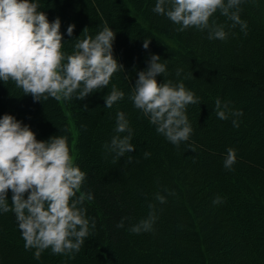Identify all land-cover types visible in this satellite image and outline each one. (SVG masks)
<instances>
[{
    "label": "trees",
    "instance_id": "trees-1",
    "mask_svg": "<svg viewBox=\"0 0 264 264\" xmlns=\"http://www.w3.org/2000/svg\"><path fill=\"white\" fill-rule=\"evenodd\" d=\"M32 2L49 22L60 19L65 54L74 51L77 39L110 27L113 57L123 68L83 100L74 95L34 102L14 82L0 81V117L12 115L38 141L66 137L74 164L86 174L80 191L94 197L81 205L89 235L80 251L54 255L47 249L39 260L35 249L25 250L15 214L0 212V264H264V0L240 5L247 35L219 12L210 18V24L224 25L225 40H209L207 30L178 32L179 25L153 12L156 0ZM152 55L166 67L157 83H183L199 99L186 106L193 131L178 146L158 134L129 99ZM113 85L125 95L107 108L104 97ZM217 98L228 104L227 120L216 116ZM235 110L243 115H231ZM117 112L128 120L134 145L119 158L105 147L117 135ZM228 148L236 153L231 170L224 167ZM157 193L166 203L155 199ZM11 196L9 191V206ZM217 196L223 202L214 205ZM150 212L156 216L152 230L132 233ZM122 218L124 227L118 228Z\"/></svg>",
    "mask_w": 264,
    "mask_h": 264
},
{
    "label": "clouds",
    "instance_id": "clouds-1",
    "mask_svg": "<svg viewBox=\"0 0 264 264\" xmlns=\"http://www.w3.org/2000/svg\"><path fill=\"white\" fill-rule=\"evenodd\" d=\"M243 0H156L153 12L166 16L176 29L207 30L208 39L225 40L224 25L210 18L217 12L231 21V27L240 26L247 32V22L240 18ZM59 18L49 22L38 4L30 0H0V81H12L31 95L34 102L53 98L70 100L75 95L83 100L89 94L109 85L111 77L120 69L113 57L115 33L105 26L94 38L77 39L74 51L65 54ZM74 25H69L67 35L72 36ZM87 27L83 30L86 32ZM149 40L143 41L147 49ZM158 55H152L146 70L138 72V79L129 99L156 126V132L173 145L189 140L192 127L186 116V106L199 103L194 93L183 83H157L156 76L166 71ZM180 70H177V75ZM124 92L115 85L104 97L105 107L124 98ZM87 110V106L85 105ZM228 104L215 101L216 116L228 119ZM231 115L239 117L242 110ZM233 127H239L237 120ZM109 145L105 147L119 158L134 150L130 143L132 129L123 112L116 114V126ZM120 133L127 135L120 136ZM195 151V149H191ZM147 158L150 153L145 152ZM131 162V157H129ZM236 153L227 149L224 167L231 170ZM86 174L74 164L67 138L53 136L48 141H38L29 126L22 125L12 115L0 117V212H12L24 241L25 250L35 249L34 259L50 249L54 255H70L79 252L89 235V220L81 207L91 201V193L81 192ZM11 191V206L6 199ZM79 193V195H77ZM25 194L27 198L25 199ZM155 199L163 204L166 198L159 193ZM221 197L213 199L214 205L222 203ZM150 209L154 205L149 204ZM156 220L154 212L130 228L134 234L152 230ZM95 228V221H92ZM124 227L123 218L117 223ZM71 258V256H70Z\"/></svg>",
    "mask_w": 264,
    "mask_h": 264
},
{
    "label": "rangeland",
    "instance_id": "rangeland-1",
    "mask_svg": "<svg viewBox=\"0 0 264 264\" xmlns=\"http://www.w3.org/2000/svg\"><path fill=\"white\" fill-rule=\"evenodd\" d=\"M207 79H209V77H207ZM207 79L205 81H207ZM211 79V78H210Z\"/></svg>",
    "mask_w": 264,
    "mask_h": 264
}]
</instances>
